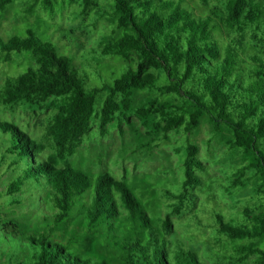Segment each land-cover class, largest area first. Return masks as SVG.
Masks as SVG:
<instances>
[{
	"label": "trees",
	"instance_id": "obj_1",
	"mask_svg": "<svg viewBox=\"0 0 264 264\" xmlns=\"http://www.w3.org/2000/svg\"><path fill=\"white\" fill-rule=\"evenodd\" d=\"M29 1L21 7L26 17L37 13L47 21V15V26L58 29L70 48L69 36L78 41L75 49L102 62L95 66L124 71L102 87H87L93 86L83 71L92 66L89 60L80 70L74 57L59 54L32 30L9 39L0 35V65L21 68L27 62L25 72L0 85V105L13 116L21 110L36 117L42 132L34 139L0 117V131L9 137L0 158V185L18 171L2 194L11 198L7 207L19 210L26 196L33 198L24 193L27 185L44 189L49 200L39 195L44 213L34 227L0 212L3 232L25 240L32 251L18 264H206L196 249L174 238L175 220L196 210V190L204 185L208 168L199 145L188 139L177 148L184 155L183 190L162 191L161 199L172 203L163 202L158 226L125 179L107 171L94 178L60 166L85 143L94 123L102 139L110 127L137 136L140 156L160 148L172 132L194 136L207 124L213 133L209 146L221 141L238 163L228 174L226 193L234 198L251 190L236 215L216 213L221 254L214 255L226 264H264V0H198L201 16L186 0ZM14 2L0 0V14L6 17ZM73 5L81 9L75 19L67 10ZM65 21L73 29H64ZM100 27L98 48L84 47L74 35ZM101 93L106 97L97 110ZM47 148L52 154L40 159Z\"/></svg>",
	"mask_w": 264,
	"mask_h": 264
},
{
	"label": "rangeland",
	"instance_id": "obj_2",
	"mask_svg": "<svg viewBox=\"0 0 264 264\" xmlns=\"http://www.w3.org/2000/svg\"><path fill=\"white\" fill-rule=\"evenodd\" d=\"M25 3L27 6L30 5L29 0H15L13 5L10 6L6 17L4 14H0V35H3L5 39H9L14 35L26 36L27 30L34 31L43 40L52 42L57 47L59 54L74 57L75 64L80 70L84 68L83 71L89 72L93 86H90L89 83L87 87H102L104 84L112 82L113 79L119 77L121 69L122 72L124 71L122 66H120V70H117V72L107 69V66L104 64L100 68L99 66H95L96 63L102 62L97 61V58L94 59L89 51L83 53V50L75 49L74 46L77 47L78 41L69 36L68 40L72 43L70 48L66 38L60 37L61 32L58 29L55 30L54 27L49 28L47 26V21H49L47 15L45 17L47 21L44 18H39L40 15L37 13L31 17H26L22 12V8H26ZM186 5L189 8H194L193 10L198 16L203 15L202 13L205 12L199 6L198 0H186ZM67 10L69 15H71V19H75L76 16L73 13H77L81 9L79 5H73L68 7ZM94 18V15H91L88 22ZM58 24L59 20L57 19L54 25ZM62 24L66 30L73 29V25L67 23V21ZM89 30L91 28H88L86 32ZM99 30L100 32L86 34L85 36L80 35V31H76L74 35L81 38V43L84 47L88 49L93 47L98 48L95 40L99 39L103 33L101 27ZM87 60H89L88 62L92 66L86 67L84 65L82 68V64H85ZM112 63L116 64V61L114 60ZM22 64L21 68L19 66L15 67V64L9 67L0 65V85L7 76L12 74L17 76L25 72L27 62L23 60ZM99 70L104 75L101 79L98 74ZM105 97L106 93H101L98 96L97 110L102 107ZM14 116L4 106L0 105L1 119L16 122L34 139L42 133L39 131L41 124L36 117L21 110H18ZM37 124L39 126H36ZM110 131V135L102 139L99 135L98 123H94L90 134L85 138V143L74 156L66 161L67 163H61L60 166L71 165L76 169L91 174L94 178L101 172L107 171L117 180L125 179L135 195L144 201L149 214L156 219L155 224L159 226L160 221L157 219L163 216L165 212L161 211L160 207L163 206V202H166L165 204L172 203V201L170 203V201L161 199L162 191L169 189L174 193H178L183 190L185 171L182 163L184 155L183 153L178 155L176 150L177 148L181 149L184 147L188 139L196 142L200 148V158L205 162L208 169L205 174H202L204 180L203 187L196 190V194L198 195L197 208L192 214L175 220L176 236L174 238H179L187 246L196 249L204 263L223 264L224 261L217 259V255H214L216 253L221 254V246L216 243L215 239L217 236V232L214 229L216 222L215 215L216 213H221L228 218L236 215L242 209L244 201L251 195L250 189L235 193L234 198L226 193L224 188L228 185V174L233 171L232 167L238 165L237 160L228 151L227 147L217 139L209 146L207 141L211 137L213 138V133L210 127L204 124L194 136H187L182 130L172 132L169 135L168 142L166 141V143L162 144L160 148L155 149L152 153H145L143 156H140L135 154L136 150L140 148L137 136L135 137L132 133L130 134L127 129L123 136L116 128L110 127ZM8 141L9 137L4 136L0 131V158L8 146L7 144H9ZM51 154L52 150L47 148L45 152L39 155V158L45 159ZM17 177L18 171L10 172L2 179L0 185V212L4 215V218H16L22 221V223H26L27 226L34 227L38 225V220L44 213V210L40 207L42 202L38 200L39 195L47 200L48 197L43 194L44 189H35L34 186L27 185L24 193L25 195L28 192L32 193L33 198L25 197L22 208H20L23 212L19 208L7 207L11 203V198L6 197L2 192H5L9 182ZM118 201L119 203L121 201L119 196H117ZM198 220L203 223V228L198 226ZM31 254L32 251L25 240L16 239L10 233L6 235L0 228V264L25 262V260H29Z\"/></svg>",
	"mask_w": 264,
	"mask_h": 264
}]
</instances>
